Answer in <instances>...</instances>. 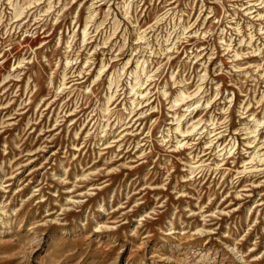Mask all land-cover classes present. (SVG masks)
<instances>
[{
    "label": "rangeland",
    "instance_id": "374dc122",
    "mask_svg": "<svg viewBox=\"0 0 264 264\" xmlns=\"http://www.w3.org/2000/svg\"><path fill=\"white\" fill-rule=\"evenodd\" d=\"M263 159L264 0H0V264H264Z\"/></svg>",
    "mask_w": 264,
    "mask_h": 264
},
{
    "label": "bare ground",
    "instance_id": "6f19581e",
    "mask_svg": "<svg viewBox=\"0 0 264 264\" xmlns=\"http://www.w3.org/2000/svg\"><path fill=\"white\" fill-rule=\"evenodd\" d=\"M247 9H249V8H247ZM258 11V10H257ZM142 94V93H141ZM264 160V159H263ZM260 163V162H259ZM264 163V162H263ZM263 165V164H262ZM260 171V170H259Z\"/></svg>",
    "mask_w": 264,
    "mask_h": 264
}]
</instances>
